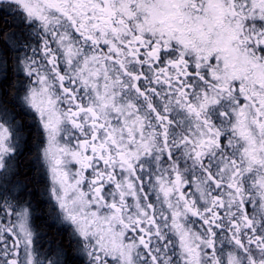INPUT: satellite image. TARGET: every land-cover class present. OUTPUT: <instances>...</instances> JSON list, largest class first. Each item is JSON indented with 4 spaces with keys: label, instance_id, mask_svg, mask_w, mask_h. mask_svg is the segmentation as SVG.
Masks as SVG:
<instances>
[{
    "label": "snow or ice",
    "instance_id": "snow-or-ice-1",
    "mask_svg": "<svg viewBox=\"0 0 264 264\" xmlns=\"http://www.w3.org/2000/svg\"><path fill=\"white\" fill-rule=\"evenodd\" d=\"M0 264H264V0H0Z\"/></svg>",
    "mask_w": 264,
    "mask_h": 264
}]
</instances>
